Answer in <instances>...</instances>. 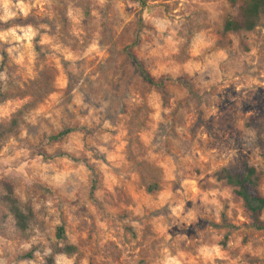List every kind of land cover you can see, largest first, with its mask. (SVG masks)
<instances>
[{
	"label": "clouds",
	"instance_id": "9594fccd",
	"mask_svg": "<svg viewBox=\"0 0 264 264\" xmlns=\"http://www.w3.org/2000/svg\"><path fill=\"white\" fill-rule=\"evenodd\" d=\"M0 264H264V0H0Z\"/></svg>",
	"mask_w": 264,
	"mask_h": 264
}]
</instances>
